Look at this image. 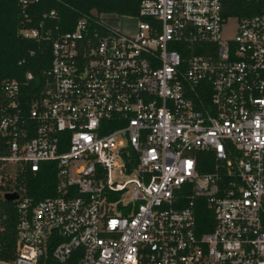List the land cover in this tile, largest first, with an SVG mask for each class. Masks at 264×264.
I'll list each match as a JSON object with an SVG mask.
<instances>
[{"label": "built area", "instance_id": "2783aa9c", "mask_svg": "<svg viewBox=\"0 0 264 264\" xmlns=\"http://www.w3.org/2000/svg\"><path fill=\"white\" fill-rule=\"evenodd\" d=\"M114 16L54 37L40 88L31 72L2 84L0 181L48 162L57 193L16 191L15 256L0 264H264V0H142L128 30Z\"/></svg>", "mask_w": 264, "mask_h": 264}, {"label": "trees", "instance_id": "16d2710c", "mask_svg": "<svg viewBox=\"0 0 264 264\" xmlns=\"http://www.w3.org/2000/svg\"><path fill=\"white\" fill-rule=\"evenodd\" d=\"M142 0H29L27 17L22 12L20 0H0V104L6 101L2 84L12 79L23 81L27 72L34 75V84L40 88L51 61V42L58 34L72 30L80 17L92 23L103 13L117 16L138 14ZM239 4L247 2L237 1ZM240 14L256 12L255 9H241ZM54 11V15H50ZM23 27L37 28L40 33L50 31L49 38H24L18 34ZM24 89V90H23ZM23 91H30L23 86ZM7 138L0 132V155L8 154ZM198 169L201 173L211 172L214 161L208 153H199ZM56 168L45 162L38 171L28 166L20 167L14 178L0 181V205L2 229L0 230V259L12 260L16 251V203L2 198L7 191H18L24 196L38 201L46 196H54L57 191ZM213 223L208 207L197 213L198 230L210 229Z\"/></svg>", "mask_w": 264, "mask_h": 264}, {"label": "rangeland", "instance_id": "374dc122", "mask_svg": "<svg viewBox=\"0 0 264 264\" xmlns=\"http://www.w3.org/2000/svg\"><path fill=\"white\" fill-rule=\"evenodd\" d=\"M106 23L110 25L111 27H116L117 25H120L122 29H132L137 23L136 18L128 17V16H114L110 17L109 19H106ZM235 33L234 31V22L231 21L228 23L226 27L223 28L222 36L223 37H231ZM12 178V177H10ZM112 178L115 181V183L124 186L128 191L131 190L132 186L135 184V177L133 175H129L126 173L120 174L119 170L114 171L112 174ZM131 196L127 195L126 199H130ZM116 210V208H113Z\"/></svg>", "mask_w": 264, "mask_h": 264}, {"label": "water", "instance_id": "95a60500", "mask_svg": "<svg viewBox=\"0 0 264 264\" xmlns=\"http://www.w3.org/2000/svg\"><path fill=\"white\" fill-rule=\"evenodd\" d=\"M3 197L5 200L12 201L18 197V193L16 191L6 192Z\"/></svg>", "mask_w": 264, "mask_h": 264}]
</instances>
